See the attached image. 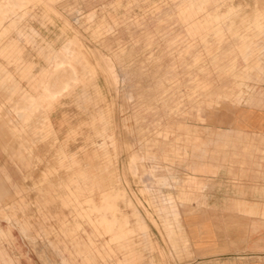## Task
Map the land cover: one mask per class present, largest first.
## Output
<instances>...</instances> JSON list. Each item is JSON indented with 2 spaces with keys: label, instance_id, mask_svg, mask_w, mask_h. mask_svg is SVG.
<instances>
[{
  "label": "rangeland",
  "instance_id": "obj_1",
  "mask_svg": "<svg viewBox=\"0 0 264 264\" xmlns=\"http://www.w3.org/2000/svg\"><path fill=\"white\" fill-rule=\"evenodd\" d=\"M225 1L0 4V132L17 166L0 194V264H178L192 256L180 214L204 207L217 162L230 181L242 178L231 166L235 145L237 155H224L231 144L223 134L237 130L234 109L264 82L240 80L235 67L247 62L238 46L259 26L243 17L256 0H232L229 15L211 19ZM65 44L78 71L52 89L46 83L69 68ZM22 92L38 107L27 120L13 105ZM24 123L21 132L9 127ZM262 209L251 225L264 232ZM242 221L222 224L244 233ZM222 236L217 252L248 251ZM261 241L264 250V233Z\"/></svg>",
  "mask_w": 264,
  "mask_h": 264
},
{
  "label": "crops",
  "instance_id": "obj_2",
  "mask_svg": "<svg viewBox=\"0 0 264 264\" xmlns=\"http://www.w3.org/2000/svg\"><path fill=\"white\" fill-rule=\"evenodd\" d=\"M232 9V0H226L211 16V19L212 17L213 20L224 18L229 15ZM244 12V19H248L249 22L254 20L259 26L253 30V33H246L245 41L242 42L241 46H238L239 49L245 50L244 59L247 58V62L243 61L235 66L240 69H238L237 77L240 80L248 78L257 80L256 76H260L259 79L264 80V0H256L255 5L252 3L251 6L245 8ZM256 23L246 25L257 26ZM257 36L261 39L258 40ZM64 51L66 54L65 61H68L71 51L68 44H65ZM75 64L77 62H69V68H65V78L62 77L54 81L51 78L52 80H49L46 85H50L52 89H55L62 85L64 80L70 83L73 82L72 75L78 71ZM235 67L228 66L224 68ZM247 84L253 85L251 82H247ZM253 92L255 93L248 99L249 103L245 105L242 102L236 106L234 113H232L230 121L233 126H236L237 130L223 134L224 138L228 137L230 139L228 144H231L224 150V155L233 154L235 156L238 154L236 162L231 161V166L238 173L240 172L242 178H239V181H230L224 177L222 172L228 169L225 163L217 162L220 164V174L215 178H210V180L206 179L208 182L206 184L207 189L204 191V207L195 210L194 214L186 215L184 218L180 214V222L183 224L182 229L188 237L189 249L187 251L192 256L179 261L178 264H264L262 259H259V257H264V250L260 249L264 232L251 225V223H257L256 217H261L262 206H264L262 205L264 203V195L262 194V191H264V82L256 83ZM260 92H262L261 95L257 94ZM35 100L34 95L22 92L19 102L13 105L15 109H18V114L27 120L38 110L33 109V105H30ZM202 102L205 105H211L213 100L205 99L204 94ZM9 127L12 131L21 132L26 130L29 125L24 123L20 127ZM36 128L35 126L31 127V130H36ZM18 136L22 137L23 135L18 133ZM234 138L236 140L231 141ZM4 139L3 133L0 132L1 198L9 186L5 183L4 174L12 183L17 178L15 173L16 164L8 161L5 156ZM19 143L20 146L27 147L24 136ZM233 145H235L237 151L233 150ZM235 151L237 154L234 153ZM228 187L231 189H228ZM232 188L237 189L233 190ZM229 218L243 220V227L241 226V228L245 232H241L242 230L236 232V230H230L229 225L224 226L222 222ZM218 223L222 225L218 226ZM246 223L247 227H245ZM222 234L226 236L229 245L249 248L248 251L217 252L215 249L222 244Z\"/></svg>",
  "mask_w": 264,
  "mask_h": 264
},
{
  "label": "bare ground",
  "instance_id": "obj_3",
  "mask_svg": "<svg viewBox=\"0 0 264 264\" xmlns=\"http://www.w3.org/2000/svg\"><path fill=\"white\" fill-rule=\"evenodd\" d=\"M5 3H9L11 6H15L16 4L15 3H17L16 2V0H0V4H5ZM24 3V2H23ZM18 4H19V2H18ZM2 8V7H1ZM13 10V9H12ZM12 10H10L11 12H6L4 15V17L5 18H12L13 16H14V13L12 12ZM15 10V9H14ZM16 14V13H15ZM3 15V14H2ZM3 17V18H4ZM4 18V19H5ZM6 24V23H5ZM86 66V65H85ZM66 84H67V82H66ZM48 90V89H47ZM58 90V89H57ZM49 93V92H48ZM44 95V94H43ZM34 105V104H33ZM37 109H38V107H37ZM43 111V110H42ZM86 173V172H85ZM124 222V221H123ZM115 223V222H114ZM117 230V229H116Z\"/></svg>",
  "mask_w": 264,
  "mask_h": 264
}]
</instances>
